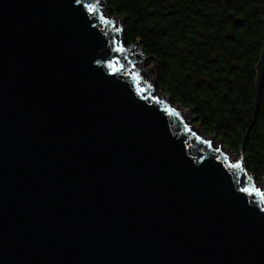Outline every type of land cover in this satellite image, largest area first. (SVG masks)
Listing matches in <instances>:
<instances>
[{
  "label": "water",
  "instance_id": "95a60500",
  "mask_svg": "<svg viewBox=\"0 0 264 264\" xmlns=\"http://www.w3.org/2000/svg\"><path fill=\"white\" fill-rule=\"evenodd\" d=\"M104 8L0 0V264H264L248 135L232 163L190 131Z\"/></svg>",
  "mask_w": 264,
  "mask_h": 264
},
{
  "label": "trees",
  "instance_id": "16d2710c",
  "mask_svg": "<svg viewBox=\"0 0 264 264\" xmlns=\"http://www.w3.org/2000/svg\"><path fill=\"white\" fill-rule=\"evenodd\" d=\"M126 46L139 43L156 88L189 111L203 134L264 178V73L254 121L264 0H105ZM249 130V131H248Z\"/></svg>",
  "mask_w": 264,
  "mask_h": 264
},
{
  "label": "rangeland",
  "instance_id": "374dc122",
  "mask_svg": "<svg viewBox=\"0 0 264 264\" xmlns=\"http://www.w3.org/2000/svg\"><path fill=\"white\" fill-rule=\"evenodd\" d=\"M101 15L103 17H105L106 19H110L112 16H110L108 14V11H107V7H106V2H105V8L103 9V12L101 13ZM113 28L114 30H118V22H116L114 25H113ZM121 29H122V25H121ZM117 39L119 41V35L117 34ZM121 43V46L123 48H128V46H126L124 43H123V40H122V31L120 33V41ZM141 64H143L144 68H148L149 66L153 65L151 63V61L149 59H144L142 61H138V62H135L133 64V67L138 71V75L142 77V81H145V74H144V70L141 68ZM134 68H133V71H134ZM136 77L138 78V76L136 75ZM139 80V83H140V79L138 78ZM148 84L150 87L153 88L152 90V94L158 96V99L159 100H164L168 106L170 108H174L175 110L179 111V109H183L180 105H174L172 104V102L170 101V99L162 94L157 88H156V80H147ZM185 111H187L186 114H180V117H182V121L185 122L186 125L190 126V128L192 129L193 132H196L198 134H200L201 136H203L205 138V140H207L208 142L211 143L212 147L214 149H218L219 148V145H220V150L222 153H224L227 157H228V160L232 163H237L240 159V156L238 155H234L232 154L226 147H224L220 141L215 137V136H207L205 134L202 133L199 125L194 121V118L191 116V114L189 113L188 110L186 109H183ZM242 166H244L245 168V163H244V160L242 163H240ZM246 169V168H245ZM249 174V173H248ZM252 175V174H250ZM253 176V175H252ZM246 182V179H242V184L244 185ZM252 182H253V185H254V188L259 192H261L263 198H264V183L262 182V179L261 180H258L255 176H253L252 178Z\"/></svg>",
  "mask_w": 264,
  "mask_h": 264
},
{
  "label": "bare ground",
  "instance_id": "6f19581e",
  "mask_svg": "<svg viewBox=\"0 0 264 264\" xmlns=\"http://www.w3.org/2000/svg\"><path fill=\"white\" fill-rule=\"evenodd\" d=\"M113 29H114V28H113ZM152 97H153V98H156V97L158 98V96H156V95H154V94H152ZM178 112H179L181 115H182V114L184 115V114L187 113V111H185V110H183V109H179ZM180 118L182 119V117H180ZM189 129H190V131H192V129H191L190 127H189ZM194 133H195L198 137H200V138H202V139L205 140V138H204L203 136H201L200 134H198V133H196V132H194ZM206 141H207V140H206ZM211 147H212V145H211ZM212 148H213V147H212ZM223 154H224V153H223ZM243 171H245V173H246L247 176H249V177L252 176V175L248 174V172H247L246 169L243 168ZM246 175H243V176H242V179H244V178L246 179ZM252 177H253V176H252Z\"/></svg>",
  "mask_w": 264,
  "mask_h": 264
},
{
  "label": "snow or ice",
  "instance_id": "6c2138e0",
  "mask_svg": "<svg viewBox=\"0 0 264 264\" xmlns=\"http://www.w3.org/2000/svg\"><path fill=\"white\" fill-rule=\"evenodd\" d=\"M89 8L91 11H94V8L92 6H89ZM234 166H242V165H234ZM243 191L247 192V191H249V189L245 188V189H243Z\"/></svg>",
  "mask_w": 264,
  "mask_h": 264
}]
</instances>
